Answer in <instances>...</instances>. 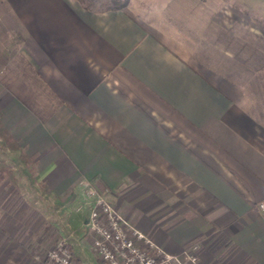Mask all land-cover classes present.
<instances>
[{
  "label": "crops",
  "instance_id": "crops-1",
  "mask_svg": "<svg viewBox=\"0 0 264 264\" xmlns=\"http://www.w3.org/2000/svg\"><path fill=\"white\" fill-rule=\"evenodd\" d=\"M0 264H102L87 181L164 250L264 264V0H0Z\"/></svg>",
  "mask_w": 264,
  "mask_h": 264
},
{
  "label": "built area",
  "instance_id": "built-area-1",
  "mask_svg": "<svg viewBox=\"0 0 264 264\" xmlns=\"http://www.w3.org/2000/svg\"><path fill=\"white\" fill-rule=\"evenodd\" d=\"M85 192L90 203L86 226L102 264H204L192 249L172 253L157 245L89 181ZM257 207L264 216V200L258 201ZM44 264L82 263L73 258L66 238L60 237L45 252Z\"/></svg>",
  "mask_w": 264,
  "mask_h": 264
},
{
  "label": "trees",
  "instance_id": "trees-1",
  "mask_svg": "<svg viewBox=\"0 0 264 264\" xmlns=\"http://www.w3.org/2000/svg\"><path fill=\"white\" fill-rule=\"evenodd\" d=\"M81 6L93 11H104L109 9H121L127 5L129 0H78ZM2 161L0 160V163Z\"/></svg>",
  "mask_w": 264,
  "mask_h": 264
},
{
  "label": "rangeland",
  "instance_id": "rangeland-1",
  "mask_svg": "<svg viewBox=\"0 0 264 264\" xmlns=\"http://www.w3.org/2000/svg\"><path fill=\"white\" fill-rule=\"evenodd\" d=\"M1 160V159H0ZM2 161V160H1ZM0 165H1V169H9V166H8V164L6 163V162H3V163H0ZM56 241V240H55ZM69 245V244H68ZM50 248V247H49ZM48 248V249H49ZM70 249V248H69ZM97 256V255H96ZM73 258H74V256H73Z\"/></svg>",
  "mask_w": 264,
  "mask_h": 264
}]
</instances>
